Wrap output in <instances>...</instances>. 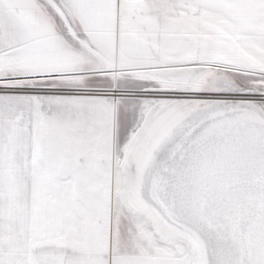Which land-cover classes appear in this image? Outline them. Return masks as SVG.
Instances as JSON below:
<instances>
[{
	"label": "snow or ice",
	"instance_id": "6c2138e0",
	"mask_svg": "<svg viewBox=\"0 0 264 264\" xmlns=\"http://www.w3.org/2000/svg\"><path fill=\"white\" fill-rule=\"evenodd\" d=\"M0 264H264V0H0Z\"/></svg>",
	"mask_w": 264,
	"mask_h": 264
}]
</instances>
